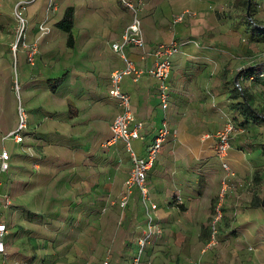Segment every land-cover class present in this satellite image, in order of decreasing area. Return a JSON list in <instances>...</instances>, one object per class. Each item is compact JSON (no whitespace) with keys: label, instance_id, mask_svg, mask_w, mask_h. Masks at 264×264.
<instances>
[{"label":"crops","instance_id":"1","mask_svg":"<svg viewBox=\"0 0 264 264\" xmlns=\"http://www.w3.org/2000/svg\"><path fill=\"white\" fill-rule=\"evenodd\" d=\"M148 1L141 18L147 49L152 51L165 42L163 28L167 29L169 24L160 20L162 15L154 8L157 0ZM206 1L222 3L223 0ZM261 1L264 3V0H253V4L260 5ZM54 4L55 19L50 22V34L38 42V68L32 70L29 65H23V91L25 95L31 94L39 82L45 87L44 91L52 94L47 80L63 77L53 95L61 96L63 112L74 120L75 128L86 125L87 129H93V123L98 120L92 115L86 119L87 123L82 119L84 113L104 110L103 103L112 99L108 94L110 76L125 66V61L113 50V44L121 39L130 15L123 0H55ZM69 6L75 10L72 48L68 47L67 33L56 27ZM31 7L33 11L39 10L40 4ZM194 46L186 44L182 52L172 58L171 99L167 111L160 107L158 83L152 76L145 74L138 80L127 76L122 81L123 90L131 96L136 121L143 123L140 130L143 138L134 142L136 153L145 154L165 118L171 131L148 174L150 195L158 205L154 214L164 233L148 245L143 262L264 264V209L261 207L264 204V134L261 131L264 122L247 120L232 110L231 96L237 82L234 64L229 65L221 54L210 55L211 51L207 50L190 55ZM216 46L219 47V43ZM27 55L21 56L22 59L27 61ZM127 55L141 69L150 68L154 62L153 56L142 61L134 48L128 49ZM261 80L264 79L258 81ZM41 107L44 112H51L44 109L47 104H40ZM52 110L53 115L58 116V110ZM118 110L108 122V130ZM225 113L247 131L246 135L230 141L225 160L231 174L215 155V138H208L222 128ZM109 140L103 143L104 147L118 144L109 145ZM124 149L126 151L125 146ZM126 154L131 168L127 151ZM175 195H180L183 203H175ZM136 198L139 200L137 194L133 201ZM218 204L223 213L219 244L210 246L209 223ZM145 224L146 215L135 221L127 214L121 216L110 236L116 258L125 256L127 248H132V260L136 240L143 235ZM109 250L111 252L112 248ZM34 256L37 259V255Z\"/></svg>","mask_w":264,"mask_h":264},{"label":"rangeland","instance_id":"2","mask_svg":"<svg viewBox=\"0 0 264 264\" xmlns=\"http://www.w3.org/2000/svg\"><path fill=\"white\" fill-rule=\"evenodd\" d=\"M54 1L0 0V150L6 149L12 156L11 169L0 172V193H9L12 199L11 208L2 216L9 232L7 253L0 264H103L106 260L109 264H129L132 248H127L125 256L116 258L111 232L123 214L133 221L144 219L146 214L137 198L127 208L118 204L130 164L123 144H103L112 137L108 122L118 110L117 102L108 99L103 103L104 110L96 105L100 110L84 113L85 123L91 115L98 120L93 129L86 125L75 128L74 120L63 112L61 96L44 91L39 82L31 94L25 95L23 91V65L32 70L38 68V42L50 34V22L55 19ZM145 2L142 12L149 1ZM33 4H40L39 10L33 11ZM18 5L25 6L21 15ZM154 8L162 15L158 19L169 24L167 29L163 28L162 43L174 39L198 42L190 55L202 50L211 51L210 55L221 54L229 65L234 64L236 74L246 67H256L258 73L264 69V37L253 38L245 29L243 0H157ZM184 10L194 15L174 23L173 14ZM253 16L264 24L262 1L254 8ZM42 23L50 28L43 36L39 31ZM32 46L36 48L33 63L28 61V55L27 61L21 57H26ZM258 80L239 78L253 107L264 113V80ZM44 103V109L51 112L40 108ZM20 108L28 115V129L24 142L15 143L4 137L16 129ZM52 109L58 110V116L53 115ZM231 122L233 117L223 114L224 124L218 131ZM218 131L208 136L216 140L214 151ZM261 131L264 134V124ZM246 132L234 133L239 137ZM114 258L119 261L114 263Z\"/></svg>","mask_w":264,"mask_h":264},{"label":"built area","instance_id":"3","mask_svg":"<svg viewBox=\"0 0 264 264\" xmlns=\"http://www.w3.org/2000/svg\"><path fill=\"white\" fill-rule=\"evenodd\" d=\"M123 5L129 12L130 21L125 27L121 39L113 44V50L125 61V66L122 69L114 71L109 80L108 94L112 99L116 100L119 110L111 122L110 131L112 137L108 143L109 145H113L117 142H122L130 158V172L125 179L122 195L118 204L122 208H127L137 194L139 201L144 207L146 214L145 230L143 235L136 240L137 249L130 264H145L143 257L146 248L154 239L161 237L164 233L163 227L157 222L154 214L158 209V205L152 200L150 195L148 174L154 167L157 156L171 131L165 118L162 126L156 132L153 141L147 145L145 154L139 155L136 153L134 142L143 138L140 132L143 123L136 121V111L132 106L131 96L123 90L122 81L127 76H133L134 80H138L145 74H149L158 83L160 107L162 110L167 111L170 107L171 99L169 77L172 70V58L181 53L186 44L193 43L197 45L199 43L189 39H174L168 43H160L152 51H148L140 17L146 2L144 0H138L137 3H133L128 0H123ZM17 7L20 9L19 14L21 15L25 6L18 5ZM193 15L190 10H184L182 13L173 14L172 20L174 23H180L185 18L192 17ZM22 22L24 25V20ZM39 31L40 35L43 36L49 32V27L46 23H42L39 26ZM16 48L17 45L14 46V51H16ZM130 48L138 51L142 61L153 56L154 62L151 67L148 69L137 67L135 62L129 59L127 55V50ZM35 54L36 48L32 46L28 53L29 62L33 63ZM257 77L264 78V70L260 73L257 71L256 74L250 75L248 80H255ZM19 113L20 117L16 129L4 137V139H12L15 143L24 142L26 138L24 133L28 129V115L23 108H20ZM234 129L237 132L241 130L236 127L234 122H231L223 130L218 131L216 135L218 142L215 155L222 162L223 168L230 172V174L231 169L225 159L228 154V149H230V138L236 137ZM11 164V153L6 149L0 150V172L7 173L11 169ZM173 199L177 204L183 203V198L180 195L173 196ZM11 206L12 199L9 193H0V260L7 253L6 238L9 232L8 224L2 219V216L4 211L10 209ZM222 220L223 213L221 205L218 204L209 223L210 246H215L219 243V225ZM104 264H108V261H105Z\"/></svg>","mask_w":264,"mask_h":264},{"label":"trees","instance_id":"4","mask_svg":"<svg viewBox=\"0 0 264 264\" xmlns=\"http://www.w3.org/2000/svg\"><path fill=\"white\" fill-rule=\"evenodd\" d=\"M243 5L245 7V13L243 15V18L245 20L246 30L251 34L253 38L264 37V24L262 25L258 23L256 18L253 16V10L256 7L258 8V5L255 6L253 4V0H243ZM74 12L75 10L73 7H67L63 17L56 23V27L58 29L67 33V44L70 48H72L75 43L72 33V28L74 26ZM256 69V67H246L238 72L237 82L232 91L233 94L231 96L232 100H234V103L231 105V108L237 114L241 115L247 120H251L254 122H264V113L253 107L251 103L250 94L243 87H241V84L239 82L240 76H243L245 79H249L250 75L256 74ZM258 79L261 78L257 77L255 80ZM63 80V77L49 78L47 80L49 90L52 93H55L61 86ZM235 124L238 129L245 130L244 125L237 122H235ZM261 207L264 209V204H261ZM27 215L30 216L31 213L27 212Z\"/></svg>","mask_w":264,"mask_h":264}]
</instances>
